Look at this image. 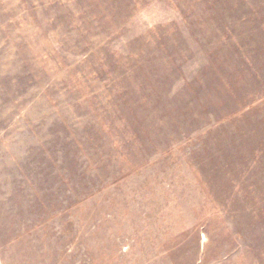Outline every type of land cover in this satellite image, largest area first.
<instances>
[{
	"label": "rangeland",
	"instance_id": "374dc122",
	"mask_svg": "<svg viewBox=\"0 0 264 264\" xmlns=\"http://www.w3.org/2000/svg\"><path fill=\"white\" fill-rule=\"evenodd\" d=\"M0 264H264V0H0Z\"/></svg>",
	"mask_w": 264,
	"mask_h": 264
}]
</instances>
